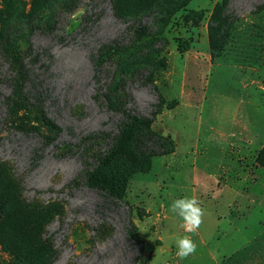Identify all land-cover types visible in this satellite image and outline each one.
<instances>
[{"label":"rangeland","instance_id":"374dc122","mask_svg":"<svg viewBox=\"0 0 264 264\" xmlns=\"http://www.w3.org/2000/svg\"><path fill=\"white\" fill-rule=\"evenodd\" d=\"M17 60L57 132L12 103ZM125 113L153 119L173 153L134 170L115 203L86 181ZM236 120L254 130L241 143L222 138ZM263 149L264 0H0V264H212L201 245L172 259L182 221L171 203L198 199L212 240L231 194L211 175L260 169L264 199ZM212 242L235 251L239 240Z\"/></svg>","mask_w":264,"mask_h":264},{"label":"crops","instance_id":"0c3cea01","mask_svg":"<svg viewBox=\"0 0 264 264\" xmlns=\"http://www.w3.org/2000/svg\"><path fill=\"white\" fill-rule=\"evenodd\" d=\"M248 130L254 131L244 122L236 120L232 122L231 128L222 134V138L229 136L227 138L229 140L230 136H232L233 138L231 137L232 139L229 141L241 143L245 140L244 136L249 139L250 132ZM218 133L221 134L220 131H216L217 137ZM260 171V169L253 168L235 169L232 171L235 175L226 182H221L220 179L212 175L210 178L211 181H214L210 187L215 186L217 190L222 192L229 191L231 194V199L222 211V214H216L217 216L215 217L220 222L219 225L224 222V229L220 226L215 227V237L212 240H220L224 237L228 238L233 244L234 240L238 239L239 243L235 251L231 249H219L212 240L206 239L200 228L194 234L186 233L182 228L176 237L190 235L195 240L197 246L201 245L205 248V251L211 257L212 264H264V199L258 196ZM254 176L255 179L253 180ZM211 191L214 193L213 189L207 187L205 193ZM208 199L212 198L208 197ZM255 212L259 214L256 222L257 233L249 237L246 233L251 230L250 219ZM240 215L241 219L236 218ZM177 258L175 251L172 259L175 260Z\"/></svg>","mask_w":264,"mask_h":264},{"label":"trees","instance_id":"16d2710c","mask_svg":"<svg viewBox=\"0 0 264 264\" xmlns=\"http://www.w3.org/2000/svg\"><path fill=\"white\" fill-rule=\"evenodd\" d=\"M109 53L110 47H104L100 51V55L95 61L98 68L103 66L102 60ZM17 64L13 69V78L16 84H14L12 103L15 104V99H21L24 105L38 109L48 131L50 133L57 132L59 128L56 123L48 117L39 104H32L27 92H24L28 70L18 60ZM124 118L114 150L100 160L86 181L88 188L97 190L105 199L115 203H123L129 177L134 170L145 172L149 169L151 158L173 153L171 141L164 140L161 134L152 130L153 119L144 120L128 113L124 114ZM125 149L135 155V159L129 164L123 158ZM257 162L259 165L264 164V149L258 155Z\"/></svg>","mask_w":264,"mask_h":264},{"label":"clouds","instance_id":"9594fccd","mask_svg":"<svg viewBox=\"0 0 264 264\" xmlns=\"http://www.w3.org/2000/svg\"><path fill=\"white\" fill-rule=\"evenodd\" d=\"M170 211L177 215L182 221V228L186 233L194 234L203 223L205 210L195 197L184 196L171 203ZM176 256L187 259L196 252L197 245L190 235L177 236L175 240Z\"/></svg>","mask_w":264,"mask_h":264}]
</instances>
